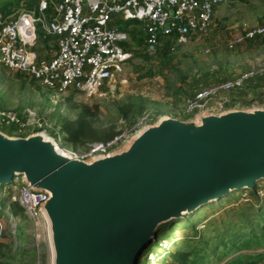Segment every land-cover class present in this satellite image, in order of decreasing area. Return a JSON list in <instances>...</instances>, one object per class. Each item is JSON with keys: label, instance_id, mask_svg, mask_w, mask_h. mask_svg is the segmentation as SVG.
Masks as SVG:
<instances>
[{"label": "water", "instance_id": "1", "mask_svg": "<svg viewBox=\"0 0 264 264\" xmlns=\"http://www.w3.org/2000/svg\"><path fill=\"white\" fill-rule=\"evenodd\" d=\"M22 175L50 194L41 207L46 264H139L164 222L264 179V105L164 115L89 159L44 132L0 128V186Z\"/></svg>", "mask_w": 264, "mask_h": 264}, {"label": "rangeland", "instance_id": "2", "mask_svg": "<svg viewBox=\"0 0 264 264\" xmlns=\"http://www.w3.org/2000/svg\"><path fill=\"white\" fill-rule=\"evenodd\" d=\"M15 2L19 0H0V11H7L12 3L19 8ZM32 4L31 8H36ZM263 24L264 0H227L216 8L209 35L187 45L167 42L158 53L152 54L145 48L142 25L132 23L125 47L133 55L114 92L102 98L58 93L30 74L0 66V111L16 112L23 119L31 111L34 121L24 133L44 132L61 149L80 153L90 143L123 132L134 133L145 116L153 119L152 123L164 115L179 119L184 98L194 93L199 84L217 83L254 69L264 60V36L246 40L235 48H229L228 44L246 29ZM38 34L35 50L43 54L45 47L51 46V40L40 26ZM205 73H209L208 78ZM195 79H199L198 85ZM245 89L251 91L249 85ZM253 96L262 103L264 88ZM243 99L246 100L245 95ZM0 128L5 132L11 130L10 126ZM263 180L257 182L260 190H264ZM247 193L235 190L192 217L175 220L173 230L165 231V235L161 231L159 238L143 251L139 264H147V254L153 251L160 255L161 264L260 263L264 259V195ZM18 195L19 182L15 179L0 197L5 204L0 214V264H38L40 258L31 235L34 228L19 201L13 199ZM244 195L249 199L243 198ZM10 211L21 221L4 216L12 215ZM11 221L16 224L12 226ZM168 223L161 229L169 227ZM14 228L16 238L12 236ZM163 238L174 242L166 255L159 246ZM40 264H46V254Z\"/></svg>", "mask_w": 264, "mask_h": 264}, {"label": "built area", "instance_id": "3", "mask_svg": "<svg viewBox=\"0 0 264 264\" xmlns=\"http://www.w3.org/2000/svg\"><path fill=\"white\" fill-rule=\"evenodd\" d=\"M225 2L227 0H39L34 10L22 8L10 18L0 13V66L30 74L43 86L58 93L102 98L114 92L133 55L125 47L131 36L132 23L142 25L145 48L156 54L167 42L187 45L209 35L216 8ZM39 26L42 32L58 39L57 53L51 58L35 50ZM257 36H264V24L246 29L228 46L235 48ZM257 75H264V60L233 79L200 85L184 98L179 119H188L205 109L219 113L264 105V101L259 103L255 99L252 90L246 93V100L241 94L247 81ZM26 115L27 118L23 119L16 112L0 111V124H17L21 132L34 121V113L27 111ZM152 122L153 119L143 117L138 130ZM132 133L123 132L111 139L90 143L80 153L62 150L79 159L107 155L120 147ZM23 176L15 178L19 182V195L13 199L19 201L34 228L31 235L42 261L46 250L41 207L50 194L28 185ZM248 191L246 189L245 193ZM257 194L263 196L264 190L258 189ZM243 198L249 199L246 195ZM8 216L15 222L20 219L15 215ZM15 222L10 224L13 226ZM15 228L12 231L14 238L17 237ZM171 245L172 241L168 239L159 241L165 255ZM146 259L147 264H161L157 252L148 253ZM258 264H264V259Z\"/></svg>", "mask_w": 264, "mask_h": 264}, {"label": "trees", "instance_id": "4", "mask_svg": "<svg viewBox=\"0 0 264 264\" xmlns=\"http://www.w3.org/2000/svg\"><path fill=\"white\" fill-rule=\"evenodd\" d=\"M258 37V36H257ZM256 37V38H257ZM255 39V38H254ZM253 40V39H252ZM206 78H208L209 77V73H205V75H204ZM233 79V78H232ZM227 80H229V79H227ZM227 80H224V81H227ZM195 81V83H196V85H198L199 84V79H195L194 80ZM220 82H223V81H219V82H217V83H220ZM200 85H202V84H199V86H198V88L200 87ZM208 85H210V84H208ZM247 85H249L250 86V90H252L254 93L258 90V89H261L262 87H264V75H257V76H254V77H252V78H250L248 81H247ZM246 85V86H247ZM197 88V89H198ZM246 90V89H245ZM246 92H247V90H246ZM246 92L244 93V91H243V95H246ZM241 94H242V92H241ZM1 125V124H0ZM2 126V125H1ZM4 126H10L11 127V130L9 131V132H6V133H8V134H10V135H17V136H26V135H28L27 133H24L23 131H21L20 132V127L17 125V124H11V125H4ZM7 187H9V185H1L0 186V197H1V194L3 193V190H5ZM258 189H259V187H256L254 190H249V191H251V192H253L254 194H256V195H258L257 194V191H258ZM4 200H2L1 198H0V214H3V212H4V210H3V208L5 207V204H4V202H3ZM22 208V207H21ZM2 210H3V212H2ZM11 212V211H10ZM18 213V212H17ZM11 214L12 215H14V213H12L11 212ZM9 215V213L8 214H4V216H8ZM194 214H191V215H188V217H192ZM174 223H175V220H173V221H170V223H168V224H170V226L169 227H166L165 226V228L164 229H161V227H160V229H159V231H158V233H157V237L159 238V236L160 235H158V234H160L161 233V231H164L163 233H161V235L162 234H164L165 233V231L166 232H168V231H171V230H173V228L175 227V225H174ZM190 224V223H189ZM235 228V227H234ZM165 235V234H164ZM157 238V239H158ZM172 244H174V242H172ZM170 252V251H169ZM168 252V253H169ZM172 256V253L170 252V257ZM178 256V253L175 255V259H177L176 257ZM173 257H171V259H172ZM174 259V260H175ZM169 261H172V260H169ZM176 261V260H175ZM169 264H171V263H169Z\"/></svg>", "mask_w": 264, "mask_h": 264}, {"label": "crops", "instance_id": "5", "mask_svg": "<svg viewBox=\"0 0 264 264\" xmlns=\"http://www.w3.org/2000/svg\"><path fill=\"white\" fill-rule=\"evenodd\" d=\"M38 1L39 0H19V2H15V3H18V7L19 8H15L13 6V3H12V6L11 7H8V10L5 11V12H1L0 13L5 17H13L16 15V13L21 10L22 8H28V9H36L37 8V5H38ZM34 2V5L36 4V8H31L33 6V3ZM46 38L49 40H51V46L50 47H45V49L43 50V56L47 57V58H51L53 56L56 55L57 53V50H58V39L56 36H53V35H49V34H45L44 32H42ZM37 44V43H36ZM232 78H235V77H232ZM231 78V79H232ZM264 88V87H262ZM245 90V89H244ZM260 90V89H258ZM233 95V94H232ZM262 249H260L261 251ZM225 264V263H224ZM246 264H249L248 262Z\"/></svg>", "mask_w": 264, "mask_h": 264}, {"label": "bare ground", "instance_id": "6", "mask_svg": "<svg viewBox=\"0 0 264 264\" xmlns=\"http://www.w3.org/2000/svg\"><path fill=\"white\" fill-rule=\"evenodd\" d=\"M44 135H45V137H49L47 134H45L44 133ZM264 181V180H263ZM164 223H166L167 224V222H164ZM163 225V224H162ZM162 225L160 226V227H162Z\"/></svg>", "mask_w": 264, "mask_h": 264}]
</instances>
